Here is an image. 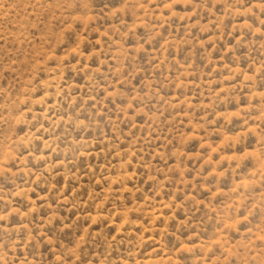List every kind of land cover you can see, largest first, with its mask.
<instances>
[{
  "label": "rangeland",
  "instance_id": "obj_1",
  "mask_svg": "<svg viewBox=\"0 0 264 264\" xmlns=\"http://www.w3.org/2000/svg\"><path fill=\"white\" fill-rule=\"evenodd\" d=\"M0 264H264V0H0Z\"/></svg>",
  "mask_w": 264,
  "mask_h": 264
}]
</instances>
